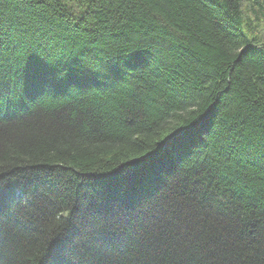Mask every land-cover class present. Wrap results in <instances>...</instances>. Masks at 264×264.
<instances>
[{"label": "trees", "instance_id": "16d2710c", "mask_svg": "<svg viewBox=\"0 0 264 264\" xmlns=\"http://www.w3.org/2000/svg\"><path fill=\"white\" fill-rule=\"evenodd\" d=\"M0 264H264V0H0Z\"/></svg>", "mask_w": 264, "mask_h": 264}, {"label": "bare ground", "instance_id": "6f19581e", "mask_svg": "<svg viewBox=\"0 0 264 264\" xmlns=\"http://www.w3.org/2000/svg\"><path fill=\"white\" fill-rule=\"evenodd\" d=\"M244 149V148H243ZM250 161V160H249ZM240 191V190H239Z\"/></svg>", "mask_w": 264, "mask_h": 264}]
</instances>
